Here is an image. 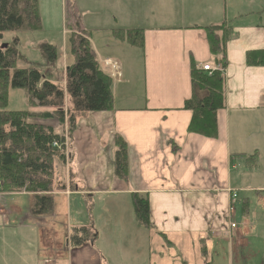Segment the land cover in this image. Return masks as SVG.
I'll return each instance as SVG.
<instances>
[{
    "label": "crops",
    "instance_id": "1",
    "mask_svg": "<svg viewBox=\"0 0 264 264\" xmlns=\"http://www.w3.org/2000/svg\"><path fill=\"white\" fill-rule=\"evenodd\" d=\"M69 1L80 19L91 14V21L76 22L90 34L99 63L109 59L119 66L120 77L111 78L113 109L77 121L68 163L55 161L50 213L32 214L37 194H6L0 208V264H119V255L96 248L100 240L102 246L109 241L95 228L96 196L126 198L122 209L111 203L108 213L100 208L96 216L111 232H126L124 246L136 254L123 264H264V66L246 63L248 53L264 52V9L248 19L233 0ZM256 2L262 9L264 0ZM65 3L61 0L63 27ZM221 25L231 33L223 53L214 55L205 28ZM117 30L142 31L143 46L116 41ZM95 34H106V48L114 42L116 51L98 56ZM222 35L217 33L219 39ZM220 59L224 108L216 113V138H206L188 132L192 114L183 103L194 94L192 67L199 71ZM62 63L66 70L70 63ZM136 67H142L139 93L129 86L137 79ZM44 125L64 136L65 125ZM115 136L128 147L126 180L117 175ZM83 144L96 145L88 160ZM237 189L252 200H245L238 224ZM133 194L146 196L150 228L137 222ZM25 200L28 208L22 211Z\"/></svg>",
    "mask_w": 264,
    "mask_h": 264
},
{
    "label": "trees",
    "instance_id": "2",
    "mask_svg": "<svg viewBox=\"0 0 264 264\" xmlns=\"http://www.w3.org/2000/svg\"><path fill=\"white\" fill-rule=\"evenodd\" d=\"M40 29L38 0H0V45L6 31H37ZM67 54L72 59L65 70V89L52 82L50 72L16 68L24 61L20 56L18 40L13 38L5 48L0 47V191L13 194L25 191L37 194L32 214L42 216L52 211L49 195L53 188L55 161L62 159L64 138L44 124L29 122L30 119H55L59 127L66 124L73 132L79 119L91 113L109 112L113 109L112 79L106 73L90 44V34L81 30L77 22L68 27ZM210 51L222 54L223 45L229 39L231 29L225 25L205 28ZM223 33L222 38L217 33ZM142 31H114L113 38L131 47L143 46ZM42 54L49 63L58 60L54 46H41ZM223 60H217V63ZM248 66H264V52H250L246 56ZM193 96L183 103V110L192 114L188 132L206 138H216V113L224 108V78L208 75L192 67ZM23 90L32 109H50V113L8 111L7 91ZM196 91H204L203 98ZM69 104H65V98ZM115 166L121 180L128 176V147L115 136ZM63 147V146H62ZM133 212L137 222L150 228L149 205L145 195H132ZM75 240V237H72ZM84 240V237L83 239ZM80 243V241L76 240Z\"/></svg>",
    "mask_w": 264,
    "mask_h": 264
},
{
    "label": "rangeland",
    "instance_id": "3",
    "mask_svg": "<svg viewBox=\"0 0 264 264\" xmlns=\"http://www.w3.org/2000/svg\"><path fill=\"white\" fill-rule=\"evenodd\" d=\"M226 1L229 4L231 3L232 0H226ZM256 1L258 0H233L232 5H235L238 9H241L244 12H246V14H248L249 16L248 19H254V17H256L257 15L255 12H261L264 9V5H261L260 8L262 9H258L257 7L258 3ZM38 3H39L40 29L37 31H32V32L30 31L3 32L2 33V44L0 45V47L2 45L10 44L12 39L16 38L18 40L17 50L20 56L22 57V59L24 60V61L20 60L19 62H17L16 68H19V69L33 68L39 71L40 73L50 72L53 75L52 82H54L59 89L64 90L65 89V85H64L65 70H64V65L62 62L64 61L66 63L68 61L70 64L72 62L69 55L66 60H63L62 58V56H64V54L66 53L65 47L67 48V39H68L67 35H69L68 27H70V24L71 26H73L76 21L79 23H80V20L91 21L92 17H91V14H88L84 17H81L80 19V16L78 14H75L73 1L66 0L65 11H64V14L66 13V17L64 16V19L66 20V27H63V13H62L61 0H38ZM230 9H231V6L228 7V11ZM251 12H254V14H252ZM96 35L97 34L94 35V38H95V44H96L95 48H97L98 56L100 54L101 56L106 57L107 53H109V56L112 55L114 51H116L117 45L113 42V44H111L110 47L106 48L107 47L106 46L107 43L105 42L107 39L106 34L104 35L101 34L99 36L97 35V37ZM44 44H48L51 46L53 45L56 48L57 54H58V61L56 63L54 64L49 63L44 58L42 54V50H41V46ZM70 64H68L66 68ZM124 66L125 68H127L128 72L132 70V68H130V62L128 63L125 62ZM137 69H140V70L138 71ZM134 73L136 74L137 79H135L134 81H131V84H129V86H131L132 88L134 87V89L136 87L137 88L136 92L139 93L140 86H141L142 67L141 68L136 67L134 70ZM7 95H8L7 96L8 98H7L6 110L8 111L32 110V108H30V105H29V100L23 90L8 89ZM65 104H69V98L67 99V97L65 98ZM50 112L51 110L47 108L46 109L42 108L37 111V113H40V114H45V113H50ZM29 122L37 123V124L44 123L48 125L58 124L55 119H52V121L48 120V122L46 120H41V119H30ZM65 129L66 131L64 130V136L61 135L64 138V141L62 143L63 147L61 150L63 151L64 154H63L62 159H58L59 161H62L63 164L68 163V160H69L68 155H70V152H71L70 149H71V144L73 141V133H74V131L73 132L69 131V127L66 126V124H65ZM106 138L107 137H104L102 142L100 141L101 147H103V144L107 142ZM82 147L84 150L83 152L84 158L88 160L90 156H88L87 152L91 150V153H95L94 151L96 149V145L90 146V145L83 144ZM104 157H105L104 155H100L99 159L104 160L105 159ZM244 159L243 161H240V162L245 167ZM55 176L57 177V170H56ZM236 192L237 193L235 194L237 196V199H235L233 208L237 215L236 224H238V221L241 218L240 213L243 212L246 208L244 202L248 198H245L246 194L243 193V191H240L237 189ZM7 195L3 194L1 198V205L3 206H4V202L6 203L5 199ZM131 200L132 199L130 198V201ZM248 201L251 202L252 200L249 198ZM115 202L119 203L120 205L116 204V206H119V209H122L124 204H126V198L122 196L121 197L117 196L115 198L107 197V196H96L95 199L93 200L94 207L91 210V213H92V216H94L95 228L97 232L100 234V236L105 234L109 240L107 241L108 243L107 245L105 244V246H102L103 242H101L100 240L96 244V248L102 249L104 250V252L109 251L110 256L119 255L121 259L119 264H123V262L124 261L127 262L128 258L134 255V253L136 254L134 250L133 251L131 250V254H129L128 252L130 250L125 248L124 246L125 241L123 239V235L126 237V232H124L123 235L122 233H118L115 231L111 232L112 231L111 226H104V224H102L101 219L96 217L97 213L100 212L99 210L100 208H102V213H104L105 215V213H108L109 211L108 209H110V205H112L111 203H115ZM27 208L28 207H27L26 200H25L24 203L22 204V211H26ZM256 209H257V203L252 204L251 212ZM119 212H121V215H120L121 217L126 216V213L124 212V210H120ZM87 221H90V219ZM109 244H111L110 249H109ZM261 247H262V244H261ZM124 256H126V259L124 258ZM108 264H118V260L113 261L112 263L110 261ZM127 264H131V263H127Z\"/></svg>",
    "mask_w": 264,
    "mask_h": 264
},
{
    "label": "built area",
    "instance_id": "4",
    "mask_svg": "<svg viewBox=\"0 0 264 264\" xmlns=\"http://www.w3.org/2000/svg\"><path fill=\"white\" fill-rule=\"evenodd\" d=\"M100 64L102 66V69L106 73H108L111 76V78L116 79V78L120 77V69H119V66H118V64L116 62H114L112 60H109V59H105V60H102ZM199 70L201 72L207 73L208 75H212V74H215V73L223 75V73H224V68H223V65L221 63H216L215 65H206V66L201 67ZM53 147H55V148H57L59 150L62 149V146L57 144L56 142L53 143ZM2 196H3V194L0 191V208H1V198H2ZM232 197L236 198L235 195H233ZM230 228L231 229H235L236 225L235 224H231ZM217 235H219V233ZM43 264H50V263L46 261Z\"/></svg>",
    "mask_w": 264,
    "mask_h": 264
},
{
    "label": "water",
    "instance_id": "5",
    "mask_svg": "<svg viewBox=\"0 0 264 264\" xmlns=\"http://www.w3.org/2000/svg\"><path fill=\"white\" fill-rule=\"evenodd\" d=\"M6 46H7V45H2L1 47H2V48H5Z\"/></svg>",
    "mask_w": 264,
    "mask_h": 264
}]
</instances>
